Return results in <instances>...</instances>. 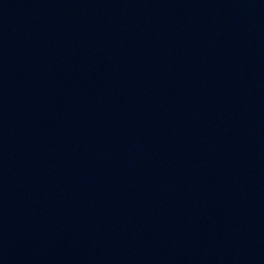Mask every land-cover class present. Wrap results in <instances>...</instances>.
Returning a JSON list of instances; mask_svg holds the SVG:
<instances>
[{
	"label": "water",
	"instance_id": "95a60500",
	"mask_svg": "<svg viewBox=\"0 0 264 264\" xmlns=\"http://www.w3.org/2000/svg\"><path fill=\"white\" fill-rule=\"evenodd\" d=\"M0 264H264V0H0Z\"/></svg>",
	"mask_w": 264,
	"mask_h": 264
}]
</instances>
